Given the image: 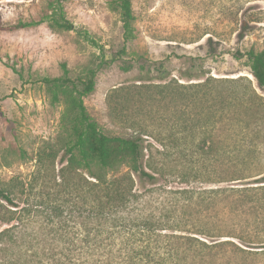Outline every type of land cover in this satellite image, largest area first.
Here are the masks:
<instances>
[{"label":"trees","instance_id":"16d2710c","mask_svg":"<svg viewBox=\"0 0 264 264\" xmlns=\"http://www.w3.org/2000/svg\"><path fill=\"white\" fill-rule=\"evenodd\" d=\"M6 1L30 0H0V7ZM44 1L47 9L39 20L6 23L0 11V31L44 23L74 28L66 19L69 0ZM110 5L120 15L126 45L135 38L133 0H112ZM126 50L124 46L121 52ZM233 56L247 60L264 91V48L238 49ZM196 66L164 85H146L140 79V84L117 87L109 95L111 112L123 111L132 95L140 102L147 95L153 102L155 94L196 112L182 123L174 121L169 135L150 133L149 125H143L147 121H135L132 136L106 134L84 104L95 91V70L81 90L70 87L66 69L63 77L45 79L56 100L58 90L66 93L72 117L73 140L61 159L65 189L70 187L68 174L75 179L86 174L79 185L84 192L70 191L66 199L73 205L70 214H77L76 225L60 227L58 244L46 260L23 261L9 255V244L18 237L12 234L13 216L4 217L1 205L0 221L11 227L0 231V264H264V98L245 76H213L202 67L193 73ZM168 78L165 74L156 80ZM0 198L15 208L11 214L20 212V205L2 189ZM55 211L64 219L62 205Z\"/></svg>","mask_w":264,"mask_h":264},{"label":"rangeland","instance_id":"374dc122","mask_svg":"<svg viewBox=\"0 0 264 264\" xmlns=\"http://www.w3.org/2000/svg\"><path fill=\"white\" fill-rule=\"evenodd\" d=\"M110 1L66 2L72 30L44 23L0 31V189L21 207L13 215L9 211L15 208L0 198V209L5 207L2 215L13 216L12 234L18 237L9 244L10 257L46 260L58 244L60 227L68 224L70 230L76 225L77 214H70L73 205L66 201L68 192L78 188L84 192L79 185L86 174L77 179L68 174L70 187L63 185L61 159L73 140L72 117L66 93L58 90L56 100L55 89L45 79L63 77L66 69L70 87L81 90L95 70V91L84 98V104L106 134L119 137L132 136L135 121H147L143 125H149L150 133L169 135L174 121L182 123L191 113L192 118L196 112L172 103L167 95L155 94L153 102L147 95L141 102L132 95L118 112H111L108 98L115 88L140 84V79L146 85L181 79V72L193 63L197 65L193 73L202 67L213 76H245L264 98L247 60L233 56L238 49L264 48V0H133L135 38L126 45L120 15ZM46 9L44 0L6 1L0 7L6 23L39 20ZM124 46L126 53L121 52ZM124 66H130V71H124ZM165 74L169 75L166 81L156 80ZM196 132L195 144L199 129ZM261 149L264 159V144ZM80 204L84 209L83 198ZM60 205L64 219L56 216ZM83 222L84 214L79 218ZM10 225L0 221V231Z\"/></svg>","mask_w":264,"mask_h":264}]
</instances>
